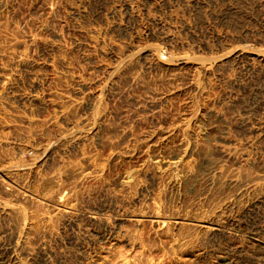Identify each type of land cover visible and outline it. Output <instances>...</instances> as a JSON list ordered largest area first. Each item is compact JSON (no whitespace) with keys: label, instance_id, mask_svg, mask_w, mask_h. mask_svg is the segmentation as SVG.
I'll return each instance as SVG.
<instances>
[{"label":"bare ground","instance_id":"bare-ground-1","mask_svg":"<svg viewBox=\"0 0 264 264\" xmlns=\"http://www.w3.org/2000/svg\"><path fill=\"white\" fill-rule=\"evenodd\" d=\"M8 1L9 0H0V4L6 6L8 5ZM180 1L182 0H110V2L107 3V6H103L101 4L102 2L99 3L98 0H95L94 4L92 3V6H95L97 10L95 12H92L93 9L91 11V0H46V9L45 11L43 10L44 12L42 11V13L40 14V27L48 31L52 23L54 24L57 20L58 14L61 13V10L68 13L73 21L72 25L75 29H73V31H77L79 35H82V37L86 36L90 41L89 43L79 42L77 45H75L78 50L75 47L74 49L77 51H81V53H79L81 54L80 60L83 63L92 65V68L101 69V74L103 77L99 82L90 79V82L88 81V83L77 84L80 86L78 89L81 88V91H84L81 92L82 96L79 103L78 101L76 102L75 100H71L69 98L65 102L56 101L54 99H57V97H59L57 92H52L50 95H48L47 93L46 95H48V99L45 98L44 95L37 93L34 95L27 94L18 96V101L21 102L23 108L28 111L29 116L25 117L24 114L23 117L25 119V125H27V131L32 132L33 136H27L28 139H25V141H21V143L19 140L18 143L16 142V138H12L9 136L10 131H6L5 133L4 131H1L0 133V154L1 152H5L6 156L9 155V153L11 156H9V158H6L8 160L5 161L7 163L6 165H4L5 162L3 163V165H1L2 163L0 162V192L2 191L6 196V201H0V219L7 221L10 219V223L13 222V220L14 223H16L13 227V231L10 230V237H6L7 245L3 246V243H1L0 240V264H66L69 260L67 261V255L65 254V252H63V250H54L51 247V243L59 239L60 233L58 232V228L60 227L53 223V221H55L53 219H56L55 222H57V219H60L64 224L71 225L72 220L74 219H72L73 216L71 217V214L75 210V208H77L76 206H78L80 202L79 200H81L83 197V191L88 185L89 187L97 185V194L101 198V203H99V206L94 208V212L91 215H88L86 218V221L90 224V227H95L93 229L91 228L90 231L87 232L90 234L93 240L86 241V238L81 237L78 234V236L80 237H69L65 246L68 245V247L71 246L73 249H75V251L77 252L75 258L77 257L78 260H88L90 258L89 251L93 247H95L99 241L102 242L109 239L118 241L119 239H122L130 246L133 239H131V235L129 234V232L117 227L118 225H120L122 220L113 219L111 221L110 215H108L109 212L114 213L115 210L118 211L120 209L117 206V203L119 202V196L122 194L118 193V195L114 191V189L110 188L109 185L98 182V180L100 179L99 176L102 175L103 177L105 167L117 160L125 161L128 164H133L135 161L140 160L141 162H143L144 166L147 163H159L163 167L160 175L177 174L176 179L175 181H173L172 185L178 190H183V193H194V195L198 193L199 196L206 193L223 195V200L221 201L220 199L221 202L214 212V220L215 218L220 219L224 224L231 227L234 232L246 233L248 232L247 229H250V232L247 233V239L250 242L251 252L259 254L260 251H264V226L262 225L264 223V158L261 155V150H259V152L261 153L258 152V154L253 156L254 158H250L249 155L246 154V152L243 153V149H245V147L242 144L244 142H240L236 138L230 136L232 127L236 130L245 128L247 129V124L245 123L246 121H238L240 123H236L237 121H234V123H229L224 115H222V113L215 108H211L207 111H205L203 108H198L197 110L189 112V115H183L181 117L179 116L178 118H176V120L171 121L170 125H165L162 128H158V130L156 129L152 133H145L141 136H137L135 134L136 132L134 133V127L135 125H137V123L135 122L136 120L133 121L131 118L125 117L126 119H124L125 121H123V129L121 128L122 126L120 127L113 123V121L116 118L121 117L124 112L119 111L115 107L117 105H115V103L130 99V102L132 101L134 105H139L141 104L140 99L143 96L145 102L141 106V109L138 112L129 111L130 114L133 115V117H137L139 116L138 114L144 113L147 107H150L153 110L152 116L150 118V123L158 125L161 124L160 121L165 114L160 107L161 98H157V100L153 99L156 92H149V89L147 90L145 88L144 85H146V83L144 84L142 82V76L145 77L147 75H152L157 71H159L160 73H164L174 71L175 69H184L188 67L193 72L199 70L200 76L196 77V79H191L187 87H189V90L193 94L194 99L196 98L197 101L200 102L207 99V95H209L207 93L216 88L215 85H211L210 81V77L214 76V74L212 75L213 69H219L222 65H224V63L226 64V62H229V60H233L236 63L241 61L246 62L245 64L243 63L244 65L241 66V69L244 70L249 76H254L258 72H261L260 70L264 68V52H258L255 50L252 52H244L241 49L235 48L226 52L225 54H222L220 57L213 59V61L210 60L209 62H207L202 61L203 59L198 60L196 57L195 59L193 57V59L178 57L175 61L171 60L170 58H168L169 60L167 59V61L163 59L161 60L158 56V51L156 50V48H141L139 46V42H141V40L146 39L147 41H152L156 36L159 38L158 35H160L161 33L166 32L165 34L167 35V31L170 32L169 29L172 27H170L171 23H169L170 25H168L167 22H165V20L163 19L164 17L162 18V16L166 15L165 17L168 19L167 21L174 20L175 23H178L177 18H173L172 16L174 13H171L174 7L181 8V6H184L185 8H190L191 11H196L198 9H200L201 11V8L206 6L204 4V1L209 2L210 0H197L193 2L184 0V3ZM261 4L257 3V6ZM162 9L166 10L167 12L169 11L171 15H168L167 12L162 13ZM226 12H230V9L227 8ZM97 14L99 16L97 20H99L101 25H96L98 21H95L96 18L94 17V15ZM218 14L219 17H221V13ZM182 20L184 19L182 18ZM182 20H180L182 23L181 28H184L188 25V23H186L187 21L182 22ZM123 21H133L137 28H139L140 30L139 32L138 30H136L137 34L134 32L135 36L134 34L127 35L128 41L123 42L124 46L120 45V43L117 44L116 38L114 39L115 41L112 39L114 33L125 31L122 30ZM178 24L176 25L178 26ZM172 25L174 24L172 23ZM258 26V30L259 28L264 29V18L262 16L258 19ZM209 29L210 28H208V30ZM253 29H255L256 31V28ZM247 33H249V30L244 27L241 31V34L247 35ZM210 35L211 38L220 42L227 41V38H229L228 33H224V35L221 36L217 34V32L214 35L213 32ZM160 38L167 42L166 44H164L165 49L163 53L169 56L172 45H168V40H172V38L168 39L166 36H161ZM199 39L200 38H198V40ZM160 41L161 40H159V42ZM134 43L136 45H134ZM181 45L183 46V44ZM203 45L199 46L198 48L200 49V47H202V49H205ZM17 47H19L18 50L20 51L15 57H13L12 59L10 58L9 62H7L10 63V66L8 64V66H6L7 68L3 67L1 64L2 57L5 53L3 54V51L0 47V101L3 100V97L5 98L4 94L10 86V82L12 80L11 73L16 68H18L20 64H24L27 61V59L25 58L26 55L24 46L19 45ZM6 50L8 51V48H6ZM161 51H163V49ZM8 55L12 57L10 53ZM8 55L6 53V56ZM107 56L108 60H106V58L104 59L107 61V63H101V61H99V59L101 60V58ZM64 57L60 58L59 60H61L62 66L65 67L63 68L66 69L69 68V62L66 61ZM80 60H78V62ZM90 67L91 66H89L88 68ZM90 71L95 70L90 69ZM70 75H73V73ZM73 76L75 77V74ZM73 76H71V78ZM77 80L80 81L81 79ZM157 82H160V80ZM261 88H263V86ZM140 90L143 91L141 92ZM136 91H138L137 93H140L141 95L139 94L137 97H135L134 93ZM12 95L16 96V93ZM237 96L238 95L232 96L230 92L226 93L222 91L219 94L218 98L213 102V105L232 107L234 105L242 103L244 104V106L237 112L238 120L242 117H245L247 118V120L249 119L252 121L253 119H250L251 115L249 116L251 110L264 104V93H262V89H251L250 93H248V95L245 97V100L243 101L239 100ZM32 105L39 107L40 110H42L41 112L45 114H42L43 116L41 118L34 119V117H32L31 115L33 112L32 108L28 107ZM79 107L83 112V116L76 118L73 112ZM129 112H127V114ZM16 116H19V114H17ZM21 117L22 115H20V118ZM17 120H19V118ZM148 120L146 117V119L142 122L148 124ZM207 120L209 122L212 121V124L206 125V128H201L200 124L205 123ZM217 122L221 124L224 132L218 136H212L213 131L217 129ZM15 123H13V125ZM167 123L169 122L167 121ZM9 124L4 122L3 128H7ZM248 124H250V121ZM257 124L259 123L257 122ZM254 125L252 126V128L254 127ZM19 129L20 128L18 127V131ZM210 130L212 132H210ZM15 131H17V129ZM27 131L25 134H27ZM253 132V130H249L248 133L252 134ZM19 133L20 132H18V134ZM258 133V140L259 138L261 139V141L262 139L264 140L263 127L262 130H259ZM18 134H15V136H17ZM179 134L183 136V140L177 146H174L175 144L173 143V139ZM93 141L97 142L98 146L103 151L107 152L106 156L102 154L101 150L98 151L93 158H85V156H83L84 145L88 142ZM258 142L257 146L259 145ZM203 144H205L206 146L203 147L204 150L201 151L200 147ZM28 150L32 151L35 154L34 163L31 166L19 165L20 167L18 169H16L17 167H15V170L13 172L11 170V166L8 163H10L12 159H15V157L18 161L21 157V153ZM194 155L196 156L194 157ZM238 155L239 160H237V169H239V171L235 172L234 169V173H231L232 170H230V173L226 174L227 171H224L225 168L221 165V160L233 157L235 158V156L238 157ZM191 157H197V159L196 161L192 159V162L195 161V163L192 166H189L190 162L187 163L186 160ZM97 159L102 163L97 164ZM4 160L5 158L3 160L0 159V161ZM191 164L192 163H190V165ZM44 170H46V173L49 175L48 177L46 176L48 179L43 177L46 180H40V174L42 176L41 172ZM145 172L143 168H133L131 171H129L127 177L124 178L119 185L124 195L130 194L131 186L133 185V183H136L135 180L137 179V177L142 173L143 175H145ZM95 173L99 175H95ZM90 174L95 175L96 177L98 176L99 179L97 181L95 178L93 179V181H91L92 179H90L91 182H88L87 179L89 178L87 177ZM15 177H18V179L19 177H21L23 179V186L25 187L27 185V188L30 187L35 180H38L39 187L44 192L46 191L47 194L39 199L37 197H33L29 193V191L25 190L24 188H20V182L18 183ZM195 186H198L197 192H195L194 190ZM20 189L22 190L21 192ZM50 191H52L51 194H49ZM209 196H211L212 198V195ZM39 201L45 203L50 212L49 216L46 217L47 219L43 218L41 221H30L27 217L30 206L29 204ZM129 203H127L126 205L129 206ZM26 206L28 208H26ZM234 213L236 214L235 216H237V219L234 218L235 216H232V214ZM148 216L150 220L155 224V226L163 232H169L172 228L176 227L182 222L188 221L186 219L174 220L172 218L164 216L161 213L155 212L154 210L149 211L148 209H146L145 212L140 211V213L136 215L132 214L130 216L132 219H128L127 222L130 225L137 224L142 221V219L147 218ZM245 217L248 218L249 221L241 222L240 218L244 219ZM254 217H260V221L258 220L257 223L254 222ZM49 221H51L52 223L50 230L47 231L46 227ZM2 222L4 223L6 221ZM73 224H75V222H73ZM196 224L205 228L207 236L214 237L216 233L221 232L219 228L220 226L213 223V219L203 218L196 221ZM115 227H117L118 230H115ZM4 228H2V230H5ZM3 232L4 231L0 232V235ZM2 237L5 238V234ZM91 237H89V239H91ZM238 252L242 253L244 252V250H238ZM255 261H257L258 263L253 264H259L261 259L259 258V260Z\"/></svg>","mask_w":264,"mask_h":264},{"label":"rangeland","instance_id":"rangeland-1","mask_svg":"<svg viewBox=\"0 0 264 264\" xmlns=\"http://www.w3.org/2000/svg\"><path fill=\"white\" fill-rule=\"evenodd\" d=\"M94 1L91 0V11L93 9L92 12H95L97 10L95 6H92L94 4ZM98 1L99 3L102 2L101 4L103 6H107V3L110 2V0H98ZM187 1L193 2L197 0H187ZM198 1H202V0H198ZM226 1L227 0L225 1L224 0H210L209 2L204 1V4L206 6L201 8V11L200 9L196 11H191L190 8H185L184 6H181V8L174 7L171 13L172 14L174 13L172 16L173 18H177V21L180 24V26L178 23H175L174 20L167 21L168 19L165 17L166 15L162 16V18L164 17L163 19L165 20V22H167L168 25H170L169 23H171L170 27L172 26L169 29L171 33L167 31L168 33L167 35L165 34L166 32L160 34L161 36H166L168 39L172 38V40H168L169 41L168 45L169 44L170 46L172 45L171 46L172 49H170L169 56L163 53L165 49L164 44H166L167 42L162 40L163 37L160 38L161 37L160 35H158L159 38L156 36L155 39H153L152 41H147L146 39L141 40V42H139V46L141 48L143 47L144 49H151L153 47L154 49L156 48L160 59L161 60L163 59L166 61L168 58L175 61L176 58L178 57H186L189 59H191L192 57L195 59L196 57L198 60L203 59L202 61L209 62L210 60L213 61V59L218 58L222 54H225L226 52L232 49H235V48L241 49L244 52L245 51L252 52L254 50L258 52H264V31H263L264 29L262 28L261 29L259 28V30L257 29L259 27L258 19L261 16L264 18V3H263L264 0H259V1L258 0H252V1L251 0H228L227 2ZM180 2L184 3V0ZM257 3L261 4L263 8L261 7V5L257 6ZM7 4L8 5L6 6L0 4V47L3 51V54L5 53L3 57L4 58L6 57L5 59L2 57L3 63L1 62V64L5 68H7L6 66H8V64L10 66V63H7V62H9L10 58L12 59L18 54L20 50H18L19 47L17 46L19 45L24 46V51L26 55L25 58L27 59V61L24 64H20L18 68H16L17 70L15 69L11 73L12 80L10 82V86L8 87V90H6V93L4 94L5 98L3 97V100L0 101V109H2L0 110V121H1L0 122V133L1 131L2 132L4 131V133L6 131L7 132L10 131L9 136L12 138H16V142L18 143L20 140V143H21V141H25V139H28V137L33 136V134L32 132L27 131V127H26L27 125H25L26 123H25V119L23 115L25 114V117L29 116L28 111H26L23 108L21 102L18 101V96L27 95V94L34 95L37 93V94L44 95L45 98L48 99L49 98L48 95H50L52 92L53 93L57 92L59 97H57V99L53 98L54 100L65 102L69 98L71 100H75L76 102L78 101L79 103V101L81 100V96H82L81 92L83 90L81 91V88L78 89L80 86L77 84L78 83L79 84L88 83L90 79H93L94 81L99 82L102 80L103 76L101 74V69L92 68V65L83 63L80 60L81 54L79 53H81V51H77L78 49L76 48L75 45H77L79 42L89 43L90 41L88 40L89 38H87L86 36L82 37V35H79L77 31H73L74 29L72 25L73 21H72L71 16L68 13L63 12V10H61L60 11L61 13L58 14L57 20L55 21L54 24L52 23V25L50 26V29L47 31L46 29L44 30L40 27V22H41L40 14L42 13L43 10L45 11L46 9V4H47L46 0H14V1L9 0ZM222 6L225 7V10H224V7ZM234 7H237V8H234ZM227 8L230 9V12H226ZM259 8L262 10H260ZM188 10H189V13H188ZM161 11L162 13L167 12L166 10H163V9ZM171 13L169 11L167 12L168 15L169 14L171 15ZM218 13H221L222 18L219 17ZM94 17L96 18L95 19L96 21L99 16L97 14V15H94ZM182 18L184 20H182ZM180 20H182V22L187 21L186 23H188V25L185 26L184 28H181L182 23ZM97 21L98 22L96 25H101L99 20ZM172 23L174 25H172ZM176 24H178L179 28ZM244 27L249 30V33H247V35L241 34V31L243 30ZM208 28L210 29L208 30ZM253 28H256V31L257 30L258 31L256 32L255 29ZM122 30H125V31L114 33L112 39L114 40L116 38L118 40V41L116 40L117 44L120 43V45H123V46H124L123 42L128 41L127 35L134 34L135 36V33L137 34L136 30H138V32L140 31L133 21H128V22L123 21ZM205 30H206V33H205ZM259 31L260 32L263 31V32L260 33ZM213 32H214V35L217 32V34L221 36H223L224 33L225 34L228 33L229 38H227V41H222V42L216 41L215 39L211 38L210 34ZM197 33H198V36H197ZM198 38L200 39L198 40ZM159 40L161 41L159 42ZM195 43L197 46L195 45ZM181 44H183V46ZM134 45L136 44L134 43ZM201 45H203L205 49H202V47H200L199 49L198 47ZM74 47L77 50H75ZM6 48H8V51L6 50ZM9 48H10V51H9ZM12 48H15V49H12ZM162 49L163 51H161ZM197 49H198V53H197ZM6 53L7 55L10 53L12 57L10 55L6 56ZM62 55H64L65 57ZM60 56L64 57L66 61L69 62V65H68L69 68H66V69H70V70L64 69L65 67L62 66L61 60H59L60 58H62ZM105 58L106 60H108V56L101 58V60L98 57L101 63H107V61L104 60ZM78 60L80 61L78 62ZM243 63L245 64L246 62L241 61V62L236 63L233 60L232 61L229 60V62H226V64L224 63V65H222L219 69L217 70L213 69L212 75L214 74V76L210 77L211 78L210 81H211V85L216 86V88H214L216 91L213 89L211 92H208L207 94L209 95H207L208 96L207 99H205L204 101H200V102L197 101L196 98L194 99L193 94L189 90V87H187L191 79H194V78L196 79V77L200 76L199 70L196 72H193L188 67L184 69H175L174 71L164 72V73L162 72L160 73L159 71H157V72H154L152 75H147L145 77L142 76L141 77V80L143 79L142 82L144 84L146 83V85H144L145 88L147 90L149 89L148 90L149 92H153V93L156 92L154 95L155 97H153V99L157 100V98H161V101H160L161 106L160 105L159 106L165 113L162 120L160 121L161 124L158 125V124L150 123V118L153 112L152 108L150 107H147L145 112L142 114H138L139 116L137 117H133V115L130 114V112H138L141 109V106L145 102L143 96L140 99L141 104L139 105L138 104L134 105L132 101L130 102V99H126V100L121 99L122 103L120 101L115 103V105L117 104L115 107L119 111H124V112H123V115L121 117L116 118L113 121V123L117 126H120V127L122 126L121 128L123 129L124 127L123 121H125L124 119L131 118L133 121L136 120L135 122L137 123V125H135L134 127L135 128L134 133L136 132L135 134L137 136H141L145 133H148V134L152 133L156 129L158 130V128H162L165 125H168V124L170 125L171 121L176 120V118H178L179 116L181 117L183 115L184 116L189 115V112L197 110L198 108H203L205 111L211 108H215L216 110L220 111L222 115H224V117L229 121V123L231 122L234 123V121H237L236 123H240L238 121H243V120L246 121L245 122L247 124L246 125L247 129L245 128L246 130L245 129L236 130L232 127L230 136L236 138L240 142H244L242 144L245 147V149H243V153L246 152V154L249 155L250 158L251 157L254 158L253 156L258 154L259 150H261V152L263 153L262 154L261 152H259L264 158V140L262 139L261 141L260 138L258 140V134H259L258 132L259 130H262V127L264 128V104L261 105L260 107H256L251 110V113L249 114V116L251 115L250 116L251 118L250 117L249 118L253 119L252 121L249 119L247 120V118L245 117H242L238 120L237 112L240 110V108L244 106V104L242 103L234 105L235 107L234 106L227 107V106L213 105V102L218 98L219 94L222 91L226 93L230 92L232 96L238 95L237 97L239 98V100H242V101L245 100V97L248 95V93H250L251 89L259 88V89H262V93H264L263 92L264 91V68L260 70L261 72H258L254 76H249L244 70L241 69L242 68L241 66L244 65ZM89 66L91 67L88 68ZM90 69L91 70L93 69L95 71H90ZM68 71L70 72V74L72 73L73 75L75 74L76 78L73 75H70ZM79 75L80 76L82 75V76L80 77ZM71 76L73 77L71 78ZM154 76L155 77L158 76L156 77L157 79ZM77 79L79 80L81 79L82 81L81 80L78 81ZM159 80L160 82H157ZM262 86L263 88H261ZM137 92L138 91L134 93L135 97H137L140 94ZM15 93H16V96L12 95ZM47 93L48 95H46ZM33 106L34 105L28 106L32 108V111H33L31 114L32 117H34V119L41 118L43 116L42 114H45V113L41 112L42 110H40L39 107L34 106L35 108H37L35 109ZM23 109L25 112L23 111ZM80 109L81 108L79 107L73 112L76 118L83 116L82 114L83 112ZM127 112L129 113L127 114ZM17 114H19V116H16ZM20 115H22L21 118H20ZM146 117H147V120L149 119L147 121L148 124L142 122L143 120L146 119ZM18 118L19 120H17ZM167 121L169 123H167ZM249 121H250V124H248ZM4 122L8 124L11 123L8 126L9 128L7 127L8 129L5 127L3 128ZM257 122L259 124H257ZM13 123H15L14 124L15 126L13 125ZM217 123H218L216 127L217 129L213 131L212 136L214 135L218 136L224 132L221 124H219V122ZM251 123L253 125L255 124L253 128H252L253 125ZM209 124H212V121L209 122L207 120L205 123L200 124V127L206 128L205 126ZM17 126L20 128L19 131H18ZM152 126H154L155 128ZM256 126H259V127H256ZM12 128L15 130L17 129V131L13 130ZM249 130H253L254 134L248 133ZM26 131H27V134H25ZM18 132L20 133L18 134ZM210 132L212 131L210 130ZM15 134H18L17 135L18 138L17 136H15ZM24 134H25V138H24ZM182 138L183 136L181 134L177 135L173 139V143L175 144L174 146H177L183 140ZM258 141H260L261 143ZM257 142L259 144L258 146L260 147L257 146ZM86 144H85L86 147L85 145L83 147V156H85V158L95 157L96 153L100 150L102 151V154L106 156L107 152L103 151L98 146L97 142L93 141V142H88ZM205 146L206 145L203 144L201 146L202 148L200 147V150L203 151L204 150L203 147ZM255 149H258V150H255ZM22 153L18 161H17V158L15 157V159H12L10 163H8L11 166L12 168L11 170L13 172L15 170V167H17L16 169H18L20 167L19 165L31 166L35 161V154L32 151L28 150ZM5 156H6V153L1 152L0 159L3 160L5 158L4 161H0L2 163V164L0 163L1 165H3V163L7 160L6 158H9L10 153L6 157ZM195 156L196 155H194V157ZM194 157L188 158L186 160L187 163L189 162L192 163L191 165L189 163V166H192L195 163L197 157L196 158ZM192 159L195 161L192 162L193 161ZM237 160H239V155L238 157L235 156V158L233 157V158L221 160L222 161L221 165L225 168V169L223 168L224 171L225 172L227 171L226 174L230 173V170H232L231 173H234L233 172L234 169H235V172L239 171V169H237L238 168ZM96 162L97 164L102 163L98 161V159ZM6 164L7 163L5 162L4 165ZM147 164L144 166L143 162H141L140 160L135 161L133 164H128L125 161L117 160V161H114L108 164L105 167L103 177L102 175L99 176L100 179L98 178V176L97 177L95 176L99 174L95 173V175H92V174L88 175L87 177L89 178L87 179L88 182L90 181V179H92L91 181H93L94 178L96 179V181L99 179L98 180L99 183L107 184L110 186V188L114 189V191L117 194L118 193L122 194L119 196V202L117 203V206L120 209L118 211L115 210L114 213L109 212L108 215H110L111 221L113 219L122 220L123 222L121 221L120 225H118L117 227L123 230H127L129 234L131 235V239L133 240L130 246L127 243H125V241H123L122 239H119L118 241H115V240L113 241L111 239L104 240L102 242L99 241L97 245L89 251L90 258L88 260H78L77 257L75 258L77 254L75 249H73L71 246L68 247V245L65 246L69 237H80L81 236V237L86 238V241L93 240V238L87 232H89L91 228L93 229L95 227H90V224L86 221V218L88 215H91L94 212V208L99 206V203H101V200H100L101 198L97 194V190H98L96 188L97 185L90 186V187L88 185L85 187V190L83 191L84 194L82 193L83 197L81 200H79L80 202L78 206H76L77 208H75V210L71 214V217L73 216L72 219L74 218L72 220V224L73 222H75V224L67 225L61 222L60 219H57V222H55L56 219H53L55 221L52 220L53 223H55L58 227H60L58 228V232L60 233H59V239L56 240L55 242H52L51 247L54 250H59V251L63 250V252H65V254L67 255L66 259L67 261L69 260L68 262L66 261L67 262L66 264L68 263L69 264H253V263H258L255 260H259V258L261 259L259 264H264V251H260V253L257 254L254 251H253L254 253H252L250 250L251 249L250 242L247 239V236H248L247 233L250 232L249 231L250 229H247L248 232L246 233H238V232H234L231 227L224 224L220 219L215 218L214 220L213 218L214 212L218 208L219 203L223 200V195L206 193V194H201L199 196L198 193H196L195 195L194 193L193 194L191 193L187 194L186 192L183 193V190L181 189L178 190L172 185L173 181H175L176 179L177 174L160 175V172L163 169L161 164L159 163H156V164L147 163ZM133 168H143L144 172L146 169V172L144 173L145 175H143L142 173L140 174L141 176L139 175L137 177L136 179L137 181L135 180L136 183L135 184L133 183V185L131 186L130 194L124 195L119 185H120V182L124 178L127 177L129 171H131ZM41 173H42V176L40 174V177H41V178L39 177L40 180H44L45 178L49 176L46 173V170L42 171ZM15 179H17L18 183L20 182L19 183L20 188H24L25 190L29 191V193L33 197H37L39 199V198L44 197L47 194L46 191L44 192L39 187L38 180H35L33 184L27 188L26 187L27 185L25 187L23 186V179L21 177H19V179L18 177H15ZM197 189H198V186H195L194 187L195 192H197ZM21 191L22 190L20 189V192ZM51 192L52 191H50L49 194H51ZM86 194H87V197H86ZM209 195H212V198ZM4 196L5 195L1 191L0 192L1 202L6 201V196L5 197ZM123 199L124 200L126 199V200L124 201ZM127 203H129V206L126 205ZM29 205H28L29 211H28L27 217L30 221H39V220L41 221L43 218L47 219L46 217L49 216V213H50L49 209L47 208L44 202L39 201V202L31 203ZM26 208L28 207L26 206ZM146 209H148L149 211L154 210L155 212L161 213L164 216L168 218H172L174 220L175 219H186L188 221H184V222L181 221L182 223L177 225L178 227L176 226L172 228L169 232H163L159 228H157L155 224L150 220L149 216L147 218L142 219V221H140L137 224L130 225L127 222L128 219L130 220L132 219L130 217L132 214L136 215L140 213V211L145 212ZM235 215H236L235 213L232 214L233 217ZM203 218L213 219V223L220 226L219 228L221 232L216 233L214 237L207 236L205 228L196 224V221L201 220ZM234 218L237 219V216H235ZM259 218L260 217L258 218L254 217L253 218L254 222L257 223L258 220L260 221ZM80 219L82 220V222ZM240 219H241V222L249 221V219L246 217L244 219L243 218H240ZM2 221H6V222L9 221V222L3 223ZM8 221L0 219V226H1L0 232L4 231L2 233L3 235L2 234L0 235L1 236L0 240H1V243H3V246L7 245L6 244L7 238L10 237L11 235L10 232L13 231L14 229L13 227L16 224L14 223V220L13 222H11L14 224L10 223V219ZM51 223H52L51 221L48 222L47 224L48 228L46 227L47 231L50 230ZM9 225L10 226L13 225V226L10 227ZM262 225L264 226V223ZM117 227H115V230H118ZM2 228H4L6 231L2 230ZM4 234H5V238L2 237L4 236ZM78 234L80 236H78ZM88 236L91 237V239H89ZM238 250H244V252L239 253Z\"/></svg>","mask_w":264,"mask_h":264}]
</instances>
